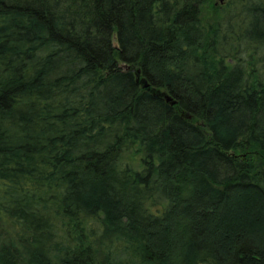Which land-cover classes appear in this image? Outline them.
<instances>
[{
    "label": "trees",
    "instance_id": "obj_1",
    "mask_svg": "<svg viewBox=\"0 0 264 264\" xmlns=\"http://www.w3.org/2000/svg\"><path fill=\"white\" fill-rule=\"evenodd\" d=\"M205 1L0 0V264H264V82Z\"/></svg>",
    "mask_w": 264,
    "mask_h": 264
},
{
    "label": "rangeland",
    "instance_id": "obj_2",
    "mask_svg": "<svg viewBox=\"0 0 264 264\" xmlns=\"http://www.w3.org/2000/svg\"><path fill=\"white\" fill-rule=\"evenodd\" d=\"M250 6L251 4L243 8L238 4V0H206L201 6L200 18L206 29L219 24L222 30L220 42L224 43L227 48H232L231 51L224 52L225 55H228V63L240 64L250 82L255 79L264 82V46L247 49L244 44L247 45L248 41L243 40L244 44H242L241 41L230 38V32H233L235 36H248L252 31L254 16L252 17V12L247 15ZM251 35L257 40L261 37L260 34L252 33ZM221 47L223 48V46ZM234 48L236 49L234 50Z\"/></svg>",
    "mask_w": 264,
    "mask_h": 264
},
{
    "label": "water",
    "instance_id": "obj_3",
    "mask_svg": "<svg viewBox=\"0 0 264 264\" xmlns=\"http://www.w3.org/2000/svg\"><path fill=\"white\" fill-rule=\"evenodd\" d=\"M173 104H175V103L173 102Z\"/></svg>",
    "mask_w": 264,
    "mask_h": 264
}]
</instances>
